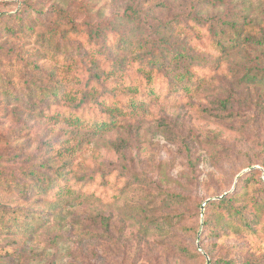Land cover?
I'll return each instance as SVG.
<instances>
[{"label":"rangeland","instance_id":"obj_1","mask_svg":"<svg viewBox=\"0 0 264 264\" xmlns=\"http://www.w3.org/2000/svg\"><path fill=\"white\" fill-rule=\"evenodd\" d=\"M157 4L158 0H0V44L17 52L14 60L1 54L0 60L6 64L13 60V80L16 86H22L21 64L16 60H20L19 54L24 58L35 54L32 47L36 35L31 39L23 35L10 37L3 25L14 24V17L21 16L29 6L31 20L37 18V10L49 12L56 5L78 24L109 28L112 37L137 36L135 23L126 17L130 8L151 24L156 19L165 22L179 18L189 26L197 17L217 23L251 21L256 30L264 25V0L161 1L166 5L162 10ZM7 17L11 20L2 21ZM203 39L208 41L209 35ZM191 40L199 42L192 31L187 36V41ZM2 67L6 72L5 64ZM62 73L67 77L65 71ZM221 77L190 103L185 101L177 107L157 105L145 116L131 117L112 132H81L74 136L73 144L80 154L75 162L78 175H97L107 169L105 164L124 165L142 181L136 182L128 198L118 205L45 208L47 221L37 233L0 238V264H205L201 258L182 256L179 247L202 254L208 250L211 258L235 264H264V116H255L241 104L234 117L218 118L215 102L225 94L221 88H226ZM163 118L170 125H164ZM61 128L70 129L58 121L30 115L22 105L0 102V204L16 210L13 215L25 216V211L42 205L36 203L39 196L23 199L13 180L21 179L24 171L41 160L42 144L54 139ZM120 152L125 162H121ZM255 171L257 174L251 178ZM227 193L242 195L241 203L253 212L260 209L255 235L214 234L206 230V204ZM168 194H179L189 201L163 211L160 206L153 212L182 215L180 231L170 240L154 235L140 239L139 227L130 215L123 214L129 212L125 208H137L145 198L153 200ZM101 215L111 217L114 225L125 222V236L117 247L105 238L92 236L102 231Z\"/></svg>","mask_w":264,"mask_h":264},{"label":"trees","instance_id":"obj_2","mask_svg":"<svg viewBox=\"0 0 264 264\" xmlns=\"http://www.w3.org/2000/svg\"><path fill=\"white\" fill-rule=\"evenodd\" d=\"M158 1L155 6L162 10L166 5L161 1L177 0ZM29 8L32 9L29 6L21 16L14 17V24L3 25L10 37L23 35L31 39L36 35V39L32 47L35 54L28 59L19 54L20 60H16L21 64L22 86H16L12 75L16 50L0 44V54L13 58L9 64L0 60V102L22 105L30 115L58 121L70 129L61 128L54 139L45 141L40 148L41 160L24 171L21 179L14 178L15 190L23 199L39 196L36 203L42 205L22 216L13 215L16 210L0 204V238L37 233L46 224V213L51 209L72 204L118 205L128 198L136 182L142 181L124 165L105 164L107 169L97 175H78L75 162L80 154L73 137L81 132L106 134L123 127L131 117L145 116L157 105L177 107L185 101L190 103L220 75L226 88H221L225 94L215 102L218 118L234 117L241 104L255 116H264V25L256 30L251 21L217 23L197 17L189 26L179 18L165 22L156 19L151 24L130 8L126 17L135 23L137 36L112 37L109 28L78 24L56 5L49 12L37 10V18L32 20L28 18ZM191 31L199 42L187 41ZM204 35H209L208 41ZM161 122L170 125L165 118ZM120 158L125 162L121 152ZM256 174L253 172L251 178ZM241 197L227 193L209 201L205 206L209 213L204 222L206 230L214 234L255 235L260 209L249 210ZM188 201L179 194L145 198L137 208L126 203L129 212L123 214L130 215L139 227L140 239L154 235L170 240L180 231L183 216L154 213L153 209L177 208ZM100 218L102 231L92 236L105 238L117 247L125 236V222L114 225L111 217ZM179 251L187 258H201L205 264H235L211 258L208 250L202 254L179 247Z\"/></svg>","mask_w":264,"mask_h":264}]
</instances>
